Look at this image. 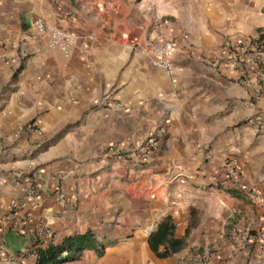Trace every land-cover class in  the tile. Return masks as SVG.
<instances>
[{
    "label": "crops",
    "instance_id": "crops-1",
    "mask_svg": "<svg viewBox=\"0 0 264 264\" xmlns=\"http://www.w3.org/2000/svg\"><path fill=\"white\" fill-rule=\"evenodd\" d=\"M37 18L77 37L73 56L49 47ZM262 28L264 0H0V215L17 201L14 216L33 217L0 231V264H36L38 243L89 230L103 252L64 264H196L206 249L211 264H264L236 231L261 209L223 168L235 160L264 197V86L253 64L224 58ZM175 36L168 74L148 48ZM153 135L138 168L131 149ZM168 215L185 244L161 257L149 237ZM39 224L53 236L38 241Z\"/></svg>",
    "mask_w": 264,
    "mask_h": 264
},
{
    "label": "built area",
    "instance_id": "built-area-1",
    "mask_svg": "<svg viewBox=\"0 0 264 264\" xmlns=\"http://www.w3.org/2000/svg\"><path fill=\"white\" fill-rule=\"evenodd\" d=\"M34 26L39 34L47 38L50 48L59 49L67 58L73 56L77 43V37L73 33L62 27L51 25L43 18L35 19ZM175 39L176 36L173 39L153 44L148 48V52L154 57V63L163 68L168 74H172L173 72L174 66L171 57L176 49ZM224 58L228 59V65L244 67L246 64H253L255 67L254 75L264 86V28L258 30L255 35L241 38L235 46L230 45V49L226 52ZM116 105L120 107L123 106L122 103H117ZM255 121L259 123V127L264 128V124L260 122L261 119L259 115L255 117ZM160 132L163 133L164 129H161ZM157 145L158 138L156 135H153L149 137L143 145L133 147L130 154L135 157V166L142 168L145 164L149 163L151 152ZM123 152L124 147L119 144H111L107 148V153L111 156L122 155ZM223 168L228 178L231 180L233 187L242 190L261 209L255 222H252L247 227L237 225L236 231L242 234L241 241L244 247L249 245V243L254 244L255 248L252 250V254L254 257H262L264 256V197L253 187H249L242 183L240 169L235 160L225 161L223 163ZM39 192L38 186L33 185L27 189V195L29 197H35ZM55 196L59 200H65L66 198L62 192H56ZM21 207V204L15 201L12 203L13 213L0 215V231L2 229L14 231L22 230L25 224L32 220L33 217L28 214L24 217L14 216L15 212L21 209ZM53 234L52 228L46 224H39L36 229V238L38 241L49 239ZM6 253L7 249L3 245H0V256L4 257ZM210 253V249H206L203 253L198 254L195 263L211 264ZM67 255H69V252L66 250L63 256ZM35 256L38 258L37 251L35 252ZM8 259L10 263L13 264L16 260V255L11 254Z\"/></svg>",
    "mask_w": 264,
    "mask_h": 264
},
{
    "label": "trees",
    "instance_id": "trees-1",
    "mask_svg": "<svg viewBox=\"0 0 264 264\" xmlns=\"http://www.w3.org/2000/svg\"><path fill=\"white\" fill-rule=\"evenodd\" d=\"M175 229L176 224L172 216L168 215L160 221L156 230L151 233L149 243L157 255L167 257L183 248L185 240L175 236ZM38 244L36 264H64L71 260L80 259L87 249L102 253L104 248L103 240H100L91 230L70 235L60 244ZM161 246H164V249H161ZM66 250L69 255L63 256Z\"/></svg>",
    "mask_w": 264,
    "mask_h": 264
},
{
    "label": "rangeland",
    "instance_id": "rangeland-1",
    "mask_svg": "<svg viewBox=\"0 0 264 264\" xmlns=\"http://www.w3.org/2000/svg\"><path fill=\"white\" fill-rule=\"evenodd\" d=\"M259 129H260V130H263L264 128H261V127H260ZM244 194H245V193H244ZM245 195H246V194H245ZM238 213H239V212H238V211H236V212L234 213V214H235V216H237V215H238ZM243 213H244V210H242L240 214L242 215Z\"/></svg>",
    "mask_w": 264,
    "mask_h": 264
}]
</instances>
